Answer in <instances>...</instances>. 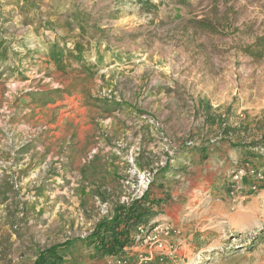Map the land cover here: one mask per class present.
Returning <instances> with one entry per match:
<instances>
[{
  "label": "rangeland",
  "instance_id": "rangeland-1",
  "mask_svg": "<svg viewBox=\"0 0 264 264\" xmlns=\"http://www.w3.org/2000/svg\"><path fill=\"white\" fill-rule=\"evenodd\" d=\"M263 35L264 0H0V264H264V147L229 146L264 135ZM146 190L166 217L94 256Z\"/></svg>",
  "mask_w": 264,
  "mask_h": 264
},
{
  "label": "trees",
  "instance_id": "trees-1",
  "mask_svg": "<svg viewBox=\"0 0 264 264\" xmlns=\"http://www.w3.org/2000/svg\"><path fill=\"white\" fill-rule=\"evenodd\" d=\"M179 5L188 4L189 0H175ZM141 2V0H140ZM149 8L155 9V5L147 3ZM199 28L215 31V28L207 22L200 21L197 23ZM247 56L254 59H260L264 55V35L256 38L253 44L246 47L243 51ZM215 124L214 119L211 121ZM248 128L247 126L244 129ZM240 131L237 128H225L222 134L228 136L232 134L240 138ZM232 149H237L239 153L242 150L250 152L252 148L264 147V135L262 140L256 142H249L247 145L231 144ZM248 149V150H246ZM249 154V153H245ZM158 199L151 197V194L146 190L139 198L131 201L116 204L109 217L98 223L93 232L89 235L88 245L92 248L94 256L103 258L105 256L115 257L120 259L125 256L127 252L131 251L139 241H141L140 231L148 233L157 225V218L163 213ZM264 234V231H263ZM197 237V236H196ZM264 238V237H262ZM196 240V239H194ZM71 243H64L63 246H68ZM59 246L48 249L47 257L38 258L35 264H62L61 258L57 255L56 250ZM55 258L56 260L48 262V258Z\"/></svg>",
  "mask_w": 264,
  "mask_h": 264
},
{
  "label": "crops",
  "instance_id": "crops-1",
  "mask_svg": "<svg viewBox=\"0 0 264 264\" xmlns=\"http://www.w3.org/2000/svg\"><path fill=\"white\" fill-rule=\"evenodd\" d=\"M229 137L228 138H231V136H233L232 134H229L228 135ZM223 138H227V136H224L223 135ZM221 141V140H220ZM224 143L223 142H221V143H218V142H215V144H212V145H210V149L212 150L211 152H212V155H217V152H218V150H217V148H219V147H221L220 145H222V146H225V145H223ZM231 150H232V148H231ZM246 150H248V149H246ZM201 151H204L205 153H207V151L206 150H204L203 148H202V150ZM214 153V154H213ZM232 153L234 154V156L237 154V152L236 151H232ZM152 197L154 198V199H158V195H157V193H156V191H153V194H152ZM160 197V196H159ZM160 207L162 208V211H163V213L160 215V217H166L165 215H166V210H167V208H166V206L164 205V204H160ZM209 222V221H208ZM216 222H217V224L219 223L218 221H215V222H213L212 224H207L206 225V229H204V230H210V228H212V229H214L215 227H216ZM206 232V231H205ZM210 233L209 232H206L204 235L205 236H207V235H209ZM191 236L192 237H194V238H196V233H194L193 235H189L188 236V238L190 237L191 238Z\"/></svg>",
  "mask_w": 264,
  "mask_h": 264
},
{
  "label": "built area",
  "instance_id": "built-area-1",
  "mask_svg": "<svg viewBox=\"0 0 264 264\" xmlns=\"http://www.w3.org/2000/svg\"><path fill=\"white\" fill-rule=\"evenodd\" d=\"M235 177L237 178V177H238V175H235V176H234V178H235ZM234 180H235V179H234ZM253 187H254V186H253ZM159 247H161V245H159Z\"/></svg>",
  "mask_w": 264,
  "mask_h": 264
}]
</instances>
